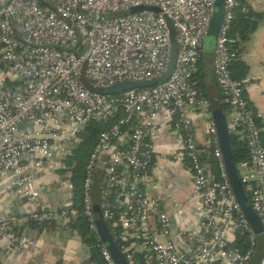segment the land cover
<instances>
[{
  "label": "built area",
  "instance_id": "1",
  "mask_svg": "<svg viewBox=\"0 0 264 264\" xmlns=\"http://www.w3.org/2000/svg\"><path fill=\"white\" fill-rule=\"evenodd\" d=\"M214 4L215 0H0V178L13 176V189L36 201L40 192L35 171L46 164L55 171L63 168L80 130L92 121L104 123L118 111L124 115L99 135L82 186V213L104 264L116 263L96 234L90 199L96 164L102 172V218L128 264L251 260L256 234L232 194L209 103L198 98L192 80ZM240 4L241 0H225L214 42L213 74L230 107L228 132L239 135L246 148V159L236 168L264 233L263 129L245 96L252 79L234 80L229 69L235 55L229 50L228 33ZM139 6L157 8L159 13L130 11ZM168 23L177 56L165 83L119 96L92 92L83 84L105 89L162 77L169 62ZM192 109L206 120L218 168L216 181L204 170L188 133ZM160 112L165 121L158 120ZM133 119L134 126L123 130ZM167 131L182 134V154L171 160L188 161L192 199L198 207L194 220L179 225L174 233L176 209L160 210L146 188L155 159L150 139ZM68 215L65 209H43L22 221L39 225ZM19 224L16 218H0V241H7L6 251H20L27 242L13 231ZM236 233L247 237L249 248L244 253L231 247ZM257 264H264V250Z\"/></svg>",
  "mask_w": 264,
  "mask_h": 264
},
{
  "label": "crops",
  "instance_id": "2",
  "mask_svg": "<svg viewBox=\"0 0 264 264\" xmlns=\"http://www.w3.org/2000/svg\"><path fill=\"white\" fill-rule=\"evenodd\" d=\"M245 1L250 11L258 15L255 30L240 46V59L247 67L246 76L252 79L245 96L250 108L258 116V124L264 130V0ZM213 51L214 42L208 43L205 40L198 62L200 93L204 98L208 97L209 101L218 98V87L213 74ZM228 111L229 113L224 111L226 118L231 113L230 109ZM189 115L191 126L188 133L193 138L202 166L209 175L212 153L209 151L210 139L206 132V120L197 109L190 110ZM158 120L161 122L166 120L164 112L159 113ZM181 135L167 131L150 139L155 159L147 173L149 183L146 188L150 198L158 203L160 210L176 209L174 213L177 215L172 219L173 233L179 225L193 221L198 208L196 201L192 199V175L185 160H171L172 155L182 154ZM35 174L40 196L36 201L23 204L21 209L28 214L36 209L43 210L55 206L58 211L65 209L69 215L51 224L28 226L24 220L22 221L28 215L14 217L6 214V210L11 211L12 208L7 203L16 192L12 186L15 178L11 175L0 178V218L19 219V226L23 227L19 235L27 239L20 251H6L7 241H0V264H77L80 261H90L91 246L73 228L76 214L71 211V190L68 181L66 179L60 181L59 175L48 164L35 171ZM65 191L68 192V198L64 200L61 198L63 201L61 203L58 198L50 196ZM63 227L70 228L71 232L68 234L65 229L62 230ZM96 234L98 235L97 227ZM260 255L254 259L255 263L260 259Z\"/></svg>",
  "mask_w": 264,
  "mask_h": 264
},
{
  "label": "trees",
  "instance_id": "3",
  "mask_svg": "<svg viewBox=\"0 0 264 264\" xmlns=\"http://www.w3.org/2000/svg\"><path fill=\"white\" fill-rule=\"evenodd\" d=\"M258 20V15L252 13L250 9L246 5L245 0H241L240 7L235 11L234 17L231 21L229 28V39L232 40V43L229 45V50L234 53L235 58L230 65V73L234 80H241L246 76L247 67L240 59L241 52V44L248 40L250 34L255 30L256 23ZM207 40V39H206ZM207 42L211 43L212 41L207 40ZM201 56V53H200ZM200 59V58H199ZM199 62V60H198ZM198 62L196 64V71L192 76V80L195 82V89L197 91V96L200 99L205 100L206 102H210L209 98H204L200 93V83H199V75L200 68L198 67ZM83 84L92 92L104 93V89L96 88L90 85L87 81H83ZM218 89V88H217ZM119 96V95H116ZM221 104V107L224 111L229 113V105L225 103L224 97L221 96L218 89V98ZM249 109L252 111L248 104ZM253 112V111H252ZM254 113V112H253ZM123 113L118 111L113 116H111L104 123H97L95 121L87 124L82 130L77 133L76 139L78 140L76 147L72 151L71 155L62 161L63 168L56 171V173L60 177V181L66 179L69 183L71 190V211H74L76 214V220L73 223V228L83 237V239L87 240L88 244L92 249V257L90 261L96 264H104L97 248H95V235L92 234L88 229L87 222L82 213V198H83V181L86 176V169L89 162L90 155L98 142L99 135L107 131L117 120L123 117ZM134 119L131 120L130 125L124 127L123 130H129L134 126ZM256 124L259 128L260 125L256 120ZM261 140L264 145V130L261 132ZM231 152L233 156V162L237 167L238 164L246 159V148L244 143L240 140V136L230 135L229 138ZM209 151L212 153L213 147L209 145ZM186 166L189 167V163L185 160ZM209 176L213 180H218V168L217 163L212 156L211 162V174ZM102 189V172L100 169L96 170L92 175V185L90 188V199H91V207L93 212V217H98L101 212V196L100 192ZM70 211V210H69ZM105 222V221H104ZM52 222L48 223L51 224ZM106 224V223H105ZM35 223H28V226L36 227ZM107 225V224H106ZM108 229V228H107ZM23 227L21 226L15 227L13 229L14 233L17 235L21 234ZM102 242V241H101ZM103 243V242H102ZM116 245V244H115ZM119 250L118 245H116ZM232 249L237 250L238 252L244 253L249 248V242L245 234L236 233L235 240L231 244ZM264 250V233L261 232L256 234L255 245L253 248V253L251 260L248 264H257L254 262V259L258 257L260 254V258L263 254ZM259 261V259H258Z\"/></svg>",
  "mask_w": 264,
  "mask_h": 264
},
{
  "label": "water",
  "instance_id": "4",
  "mask_svg": "<svg viewBox=\"0 0 264 264\" xmlns=\"http://www.w3.org/2000/svg\"><path fill=\"white\" fill-rule=\"evenodd\" d=\"M224 5L225 0H215L214 9H213V15L210 20L208 33H207V40H210L212 42H215L221 22L222 17L224 13ZM132 13H139V12H155L159 13V10L154 7H148V6H139L132 8L130 10ZM169 33H170V53H169V62L166 73L157 79H152L148 81H128L123 82L119 84H115L111 87L105 88V92L103 94L107 95H120L122 93H125L127 91L131 90H137V89H144V88H150L156 85H161L165 83L168 78L172 75L175 64H176V56H177V49L176 44L174 41V32L168 23ZM210 110H211V119L213 122V125L216 130V135L218 139V146L222 155V161L223 166L225 170V174L227 177V180L229 182L232 194L237 201V203L240 206L241 212L248 221L249 225L253 229L255 234H259L262 232V227L259 222L258 217L253 212L248 196L244 190V187L240 181L239 174L237 171V168L233 162V156L231 152V146H230V134L227 129L226 124V116L225 113L221 107V104L219 100L213 99L209 102ZM28 125H20V128H28ZM67 193L68 192H56L50 195L52 198H58L59 203L63 202L61 198L67 199ZM32 202L28 197L26 196H20L18 192L14 193L13 198L7 203L10 204L11 211L6 210V214H11L12 216H24L29 215L30 213H26L21 209V206L25 203ZM7 205V206H8ZM56 205V204H55ZM47 209V208H45ZM52 211H56L57 209L54 207L48 208ZM37 210V209H36ZM33 210V211H36ZM32 211V212H33ZM95 225L97 227V233L109 251V254L111 255L112 259L116 264H128L123 255L120 253V251L117 249L114 241L112 240V237L107 229V225L105 224L102 215L100 214L98 217L94 218ZM65 229L68 234L71 232L70 228H62V230Z\"/></svg>",
  "mask_w": 264,
  "mask_h": 264
},
{
  "label": "rangeland",
  "instance_id": "5",
  "mask_svg": "<svg viewBox=\"0 0 264 264\" xmlns=\"http://www.w3.org/2000/svg\"><path fill=\"white\" fill-rule=\"evenodd\" d=\"M104 92H105V90H104ZM98 169H100V167L98 166V164H96V170H98Z\"/></svg>",
  "mask_w": 264,
  "mask_h": 264
}]
</instances>
